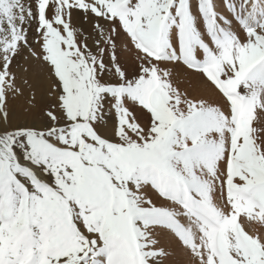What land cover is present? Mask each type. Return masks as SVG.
<instances>
[{"label":"snow or ice","instance_id":"snow-or-ice-1","mask_svg":"<svg viewBox=\"0 0 264 264\" xmlns=\"http://www.w3.org/2000/svg\"><path fill=\"white\" fill-rule=\"evenodd\" d=\"M221 5L0 0V264H165L161 237L264 264V0ZM19 57L47 72L38 123L10 108Z\"/></svg>","mask_w":264,"mask_h":264},{"label":"rangeland","instance_id":"rangeland-1","mask_svg":"<svg viewBox=\"0 0 264 264\" xmlns=\"http://www.w3.org/2000/svg\"><path fill=\"white\" fill-rule=\"evenodd\" d=\"M28 2H30V0H28ZM34 29V24L31 28L28 29L30 42L35 36ZM121 58L122 61L126 62L128 65H131L132 58L127 53L122 52ZM13 72L16 73L17 84L23 88V95L10 101V108L12 110L13 118L14 120L20 122L27 120L30 123H38L40 120L41 110L50 103L47 95L49 85L47 72L38 62L30 59L25 60L23 57H19L16 63L13 65ZM176 79L179 81L180 87L183 89H187L190 95L195 97H202L210 101L216 99L210 87L204 84L203 81H201L198 77L185 74L182 70H178ZM25 80L28 81V85H31V87L24 84ZM33 95L35 96L34 101L31 99ZM162 243L170 251V253L172 252L174 254V250L175 252H177L179 249L173 247L174 243L171 242L168 238ZM170 245H172L173 249L172 247H170ZM172 253L168 257V260H170L173 256ZM177 253L179 254V251ZM183 254L185 255L184 252ZM165 264L170 263L167 262ZM179 264H188V258L186 255L183 259L180 260Z\"/></svg>","mask_w":264,"mask_h":264},{"label":"bare ground","instance_id":"bare-ground-1","mask_svg":"<svg viewBox=\"0 0 264 264\" xmlns=\"http://www.w3.org/2000/svg\"><path fill=\"white\" fill-rule=\"evenodd\" d=\"M220 1L221 0H215V2H216V4H217V8H218V10H221V11H223V8H222V5H221V3H220ZM167 239V237H161V242H163V241H166V239ZM172 242V241H171ZM166 243V242H165ZM174 243V242H173ZM172 244V243H171ZM170 247H172V245H170ZM173 247H175L176 249H178L177 247H176V245H175V243H174V246ZM173 247H172V249H173ZM179 251V254L177 253ZM178 251L177 252H175V250H174V254H173V256L171 257V259L170 260H166V262L165 263H177V264H179V262H180V260L181 259H183L184 257H185V255L183 254V251H181L180 249H178ZM177 253V254H176ZM182 253V254H181Z\"/></svg>","mask_w":264,"mask_h":264}]
</instances>
